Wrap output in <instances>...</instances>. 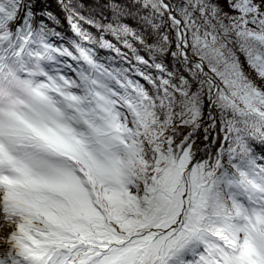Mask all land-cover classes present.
<instances>
[{
  "label": "snow or ice",
  "instance_id": "6c2138e0",
  "mask_svg": "<svg viewBox=\"0 0 264 264\" xmlns=\"http://www.w3.org/2000/svg\"><path fill=\"white\" fill-rule=\"evenodd\" d=\"M0 264H264V0H0Z\"/></svg>",
  "mask_w": 264,
  "mask_h": 264
},
{
  "label": "trees",
  "instance_id": "16d2710c",
  "mask_svg": "<svg viewBox=\"0 0 264 264\" xmlns=\"http://www.w3.org/2000/svg\"><path fill=\"white\" fill-rule=\"evenodd\" d=\"M53 10H54V11L57 10L56 7H55V4H53ZM62 27H63V31L66 33V36H67L68 38H72V33H71V31H70V29H69V27H68V25H67L66 22L63 24Z\"/></svg>",
  "mask_w": 264,
  "mask_h": 264
}]
</instances>
